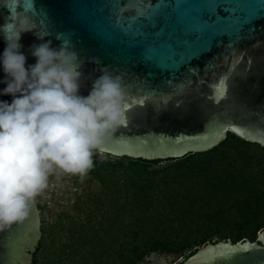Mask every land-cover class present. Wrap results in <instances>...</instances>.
I'll use <instances>...</instances> for the list:
<instances>
[{
	"label": "water",
	"instance_id": "95a60500",
	"mask_svg": "<svg viewBox=\"0 0 264 264\" xmlns=\"http://www.w3.org/2000/svg\"><path fill=\"white\" fill-rule=\"evenodd\" d=\"M17 31L27 64L38 37L78 52L83 95L106 66L125 88L159 98L126 108L105 152L147 157L177 148L167 156H180L213 147L228 131L264 145V0H0V54L4 32ZM237 51L236 65L224 63ZM225 72L235 73L230 98L216 95L209 78ZM5 75L0 66V89ZM38 222L32 203L27 217L0 225V264H34ZM181 264H264V229L255 241L208 243Z\"/></svg>",
	"mask_w": 264,
	"mask_h": 264
},
{
	"label": "trees",
	"instance_id": "16d2710c",
	"mask_svg": "<svg viewBox=\"0 0 264 264\" xmlns=\"http://www.w3.org/2000/svg\"><path fill=\"white\" fill-rule=\"evenodd\" d=\"M105 154L90 173L113 204L109 218L56 245L53 264H93L86 254L92 235L101 243L100 264H140L152 252L181 256L174 263L181 264L208 243L255 241L264 229V145L258 142L228 131L213 147L180 156ZM59 224L49 226V236ZM43 245L40 240L33 252L34 264Z\"/></svg>",
	"mask_w": 264,
	"mask_h": 264
},
{
	"label": "clouds",
	"instance_id": "9594fccd",
	"mask_svg": "<svg viewBox=\"0 0 264 264\" xmlns=\"http://www.w3.org/2000/svg\"><path fill=\"white\" fill-rule=\"evenodd\" d=\"M23 31L4 32L0 66V225L29 215L34 198L56 171L83 179L94 167L93 152L125 123L126 90L106 66L81 94L82 61L64 44L38 37L27 64Z\"/></svg>",
	"mask_w": 264,
	"mask_h": 264
},
{
	"label": "rangeland",
	"instance_id": "374dc122",
	"mask_svg": "<svg viewBox=\"0 0 264 264\" xmlns=\"http://www.w3.org/2000/svg\"><path fill=\"white\" fill-rule=\"evenodd\" d=\"M175 153H177V148H170L162 150L161 153L148 152L147 157H155L159 154L167 156ZM92 158L93 161L100 162L107 156L104 149L100 148L94 150ZM56 172L49 176L47 187L37 194L33 202L37 209L39 222L36 224L29 246L32 249L40 240L44 241L42 251L38 254L39 264H53L52 251L56 245H66L72 240L75 241V237L82 229L88 228L94 231L101 227L100 224L106 222L107 217L109 218V208L113 207V204L109 203L106 189L93 177L90 170L83 179L79 175ZM56 221L61 222L56 227L58 232L49 236V226ZM93 237L95 235L89 238V241L94 242H90V250L86 254L87 257L96 259L93 264H100L98 260L102 255L101 243L99 237ZM227 240L233 239L228 237ZM69 251L68 248L67 253ZM107 255L108 252L103 253V257ZM30 258L32 261L31 255ZM75 258H79V254ZM170 262H176L171 254L152 252L140 264H170Z\"/></svg>",
	"mask_w": 264,
	"mask_h": 264
},
{
	"label": "snow or ice",
	"instance_id": "6c2138e0",
	"mask_svg": "<svg viewBox=\"0 0 264 264\" xmlns=\"http://www.w3.org/2000/svg\"><path fill=\"white\" fill-rule=\"evenodd\" d=\"M150 6H142L143 11L147 12L149 10ZM139 19H142L139 18ZM243 55L242 52L237 51L235 54H230L228 57L225 58L224 63L227 62H231L233 65H236L238 62V58L241 57ZM235 73H233L232 75H229L227 72L220 74V75H212L211 78L213 80L214 86L215 88L213 89V91H215V89H218V92H216V95L220 96V97H229L231 96V92H232V80H233V76ZM185 88L187 86H184ZM126 92L129 93L128 95V102L126 103L125 107L126 108H131L133 105H140V104H145V103H149V102H153V103H158L159 102V98H155V97H145V94L142 92H132L129 89L125 88ZM213 99H215V97H213ZM232 261H236V257H232L231 258Z\"/></svg>",
	"mask_w": 264,
	"mask_h": 264
},
{
	"label": "built area",
	"instance_id": "2783aa9c",
	"mask_svg": "<svg viewBox=\"0 0 264 264\" xmlns=\"http://www.w3.org/2000/svg\"><path fill=\"white\" fill-rule=\"evenodd\" d=\"M57 173V172H56ZM54 174V173H53ZM59 177V176H58ZM50 179V178H49Z\"/></svg>",
	"mask_w": 264,
	"mask_h": 264
},
{
	"label": "flooded vegetation",
	"instance_id": "af4514ba",
	"mask_svg": "<svg viewBox=\"0 0 264 264\" xmlns=\"http://www.w3.org/2000/svg\"><path fill=\"white\" fill-rule=\"evenodd\" d=\"M106 153V152H105Z\"/></svg>",
	"mask_w": 264,
	"mask_h": 264
}]
</instances>
